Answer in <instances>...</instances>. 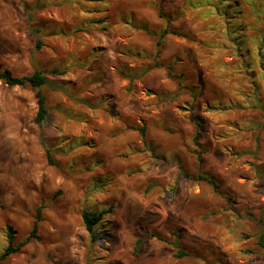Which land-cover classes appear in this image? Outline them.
<instances>
[{
	"label": "rangeland",
	"instance_id": "obj_1",
	"mask_svg": "<svg viewBox=\"0 0 264 264\" xmlns=\"http://www.w3.org/2000/svg\"><path fill=\"white\" fill-rule=\"evenodd\" d=\"M107 1L0 0L2 68H41L49 80L40 87L48 113L36 123L37 89L0 79V264H264V107L255 102L264 104V86L238 72L244 57L264 64V0L255 10L212 0L229 11L230 34L226 15L165 0L193 40L167 34L163 65L141 76L154 60L157 36L147 31L159 7L127 0L134 13L114 7L113 21ZM168 64L185 73L180 93ZM240 89L251 99L238 95L236 105ZM189 113L201 123L197 143ZM83 210H107L95 238ZM9 230L12 247L24 243L2 256Z\"/></svg>",
	"mask_w": 264,
	"mask_h": 264
},
{
	"label": "trees",
	"instance_id": "obj_2",
	"mask_svg": "<svg viewBox=\"0 0 264 264\" xmlns=\"http://www.w3.org/2000/svg\"><path fill=\"white\" fill-rule=\"evenodd\" d=\"M221 1V0H220ZM248 1V6L247 8L255 10V4L254 1L255 0H246ZM107 9H108V15L107 18L109 20H111L113 13L111 12V10L116 7L121 8V9H127L132 11L130 8H126L125 6H123V4H120L119 2L115 5L114 3H112L111 0L107 1ZM223 4H221L222 6ZM186 9L192 10V8H198V7H206V9L204 10L205 14H208L210 12H219L223 15H226L225 18V22L224 24V31L227 34L232 33L231 30V23H230V19L228 17V12L227 10H223V12H220V9H217L216 5L212 2V0H188V2H186L185 4ZM239 6L235 5V8H237ZM241 11V9H240ZM133 12V11H132ZM177 14L179 15V18L183 17V9H178V11H176ZM134 13V12H133ZM158 16L159 18L162 19L163 21V25L157 27H154L150 30L147 31V33L149 34H156L157 39L155 41V53H154V60L153 63L146 65L145 68L140 69V72L137 71L139 73V75L137 76H141L147 72H149L153 67L155 66H160L163 65L160 61H158L159 55L161 53V49H162V44L164 41L165 36L168 33H173V34H180V35H184L186 38H188L189 40H193V35H191V33L189 32H184L181 33V31H179L177 28L172 27L170 24L172 22V15L170 14L169 11L163 10L160 7L158 8ZM89 19V18H88ZM87 18H84V20H88ZM92 19V20H91ZM91 22H94V19L96 18H91ZM97 21H101V19H98ZM115 21V20H114ZM186 30V29H185ZM40 30L39 29H34V32L36 34H38ZM234 31V30H233ZM236 36V34H235ZM199 45L202 48H205L206 50L213 48L214 46L212 44H207L205 41H199ZM41 46V42L39 40H36L35 42V47L39 48ZM262 53V51H261ZM131 54V53H130ZM249 54V53H248ZM257 54H260L259 49H257ZM263 54V53H262ZM245 56V54H244ZM247 56V55H246ZM244 65H241L240 68L238 69V72L242 75H244V77H246L247 79H249V83H251L254 86V89H256L260 84H257V80L259 79V77L262 79V85L264 86V64L259 63L258 66L256 65V63H253V60H251L250 58H243L241 59ZM222 64V63H221ZM224 67L226 66V68L228 69L229 65L227 63H223ZM167 72H168V76L170 77H176V79L179 82V87L178 89L175 91L176 93H180L182 91L181 89V84L184 82V78L182 77L185 73H181L179 75H174L172 73L171 70V66L168 64L167 65ZM52 73H58V74H63V70H57V69H53L51 70ZM122 74H127L125 73L124 70L120 71ZM0 79L7 83L8 85H22L25 83H28L29 85H31L32 87L36 88V92H35V97H36V103H37V110L34 116V121L36 123H42L43 120L46 118L47 113H48V108L46 106V97L45 94L42 92V90L40 89V87L46 83L49 82V80L46 77L45 71L42 70L41 68H36L33 70V72H31L30 74L27 75H22V76H15L9 69L7 68H2L1 64H0ZM242 88V87H241ZM234 95L235 98L230 100V102H233L234 104L238 105L239 100L243 101L244 103L247 102V99L250 101L251 99V94L250 93H245L243 89H240L239 91H234ZM240 96V99L237 101V96ZM249 96V97H248ZM247 98V99H246ZM192 100L193 102L191 103V109L194 110V108L196 107L195 102H196V98L195 96H192ZM256 102V105L258 107H264L263 102L258 99ZM240 106H243L242 104ZM188 119L190 121H192L194 123V135H193V140L194 142L197 143V141L201 138L202 133H201V123L198 119L197 116L193 115V113H189L188 115ZM139 133L144 136L145 134V128L144 127H139L138 129ZM47 159L50 163H54L49 151H47ZM186 176H190L192 178H197V179H202V180H206L207 182H209L210 184H213L214 186L217 187V183L215 182V180L212 177L206 176V175H202V174H198L197 176L194 175H190L189 173L185 172L184 173ZM35 220L32 224V228L27 236V239H30L31 237L35 236V232L38 228V221L40 218V213H41V206L36 207V211H35ZM107 212V210H103L100 211L98 213H95L93 211H89V210H83L82 211V219H83V223L85 228L92 234V237L95 238L97 236V233L94 231V226L101 220L103 214H105ZM7 238H8V245L5 248V250L2 253V256H6L11 252L16 251L19 247H21L24 243V241H21L20 243L17 244L16 247H12L11 243L13 240V234L12 232L9 230L7 233ZM139 243V242H138ZM257 243L259 245V247L262 249V251L264 252V231H262L259 235H258V239H257ZM137 248V245H136Z\"/></svg>",
	"mask_w": 264,
	"mask_h": 264
},
{
	"label": "crops",
	"instance_id": "obj_3",
	"mask_svg": "<svg viewBox=\"0 0 264 264\" xmlns=\"http://www.w3.org/2000/svg\"><path fill=\"white\" fill-rule=\"evenodd\" d=\"M111 1L115 5L119 2L120 4H123V6H125L126 8H129L130 7V5H129V3H128L127 0H111ZM143 6H144V8L146 7L148 9H151L152 7L155 8V9H157V7H160L161 9L166 10V11H169L170 10V8L167 7V4H166L165 0H158V1L157 0H144ZM146 19L148 20V18H146ZM111 20L114 21L113 15H112ZM156 20L157 21H154V22L150 20L152 26L154 25V26H157L158 27V26H162L164 24L163 21H162V19L159 18V16H156ZM173 21L174 20H172V22H171L170 25L172 27H175V25L173 26ZM174 22H176V21H174ZM169 34H171V33H168V35Z\"/></svg>",
	"mask_w": 264,
	"mask_h": 264
}]
</instances>
